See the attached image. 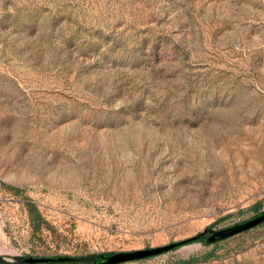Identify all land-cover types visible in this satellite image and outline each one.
Here are the masks:
<instances>
[{"label":"rangeland","instance_id":"374dc122","mask_svg":"<svg viewBox=\"0 0 264 264\" xmlns=\"http://www.w3.org/2000/svg\"><path fill=\"white\" fill-rule=\"evenodd\" d=\"M262 213L264 0H0L5 264H264L209 240Z\"/></svg>","mask_w":264,"mask_h":264},{"label":"water","instance_id":"95a60500","mask_svg":"<svg viewBox=\"0 0 264 264\" xmlns=\"http://www.w3.org/2000/svg\"><path fill=\"white\" fill-rule=\"evenodd\" d=\"M264 220V213H262L260 216L249 220L245 223H242L240 225H236L227 229H223V230H219L216 232H211V235L209 237V240H213L214 238H223L226 237L228 235L240 232L244 229H247L257 223H259L260 221ZM190 240V239H188ZM187 240H183V241H179V242H175V243H171L165 246H161V247H156V248H152V249H146V250H138V251H133V252H128V253H115L109 256H102L101 257V261L100 262H92V264H117L123 261H127V260H131V259H138V258H143V257H147V256H151V255H155V254H159L161 252H164L166 250L172 249L178 245H181L182 243L186 242ZM54 259L51 258H36V259H25V262H45V261H51ZM57 261H65L67 260L66 258H57L55 259ZM0 262L5 264L3 262V260L0 258Z\"/></svg>","mask_w":264,"mask_h":264},{"label":"trees","instance_id":"16d2710c","mask_svg":"<svg viewBox=\"0 0 264 264\" xmlns=\"http://www.w3.org/2000/svg\"><path fill=\"white\" fill-rule=\"evenodd\" d=\"M25 205L27 206V210H28V213L29 214H32V213H36V209H35V206L33 203H30V202H26ZM232 235V234H231ZM202 239V236L201 234H196L192 240H201ZM221 238H214L215 241L217 240H220ZM109 256V255H108ZM95 258L97 260V262L101 261L100 258L96 257V256H92V257H84V258H75V259H72V261H78V262H91L92 259ZM119 264V263H117Z\"/></svg>","mask_w":264,"mask_h":264}]
</instances>
